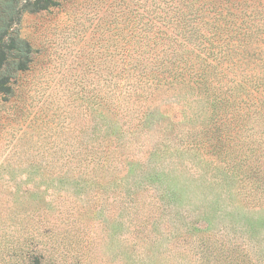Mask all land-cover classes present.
I'll list each match as a JSON object with an SVG mask.
<instances>
[{
    "label": "rangeland",
    "instance_id": "374dc122",
    "mask_svg": "<svg viewBox=\"0 0 264 264\" xmlns=\"http://www.w3.org/2000/svg\"><path fill=\"white\" fill-rule=\"evenodd\" d=\"M56 2L21 16L32 61L0 94V264H264V128L215 202L227 167L179 139L192 91L135 66L205 60L255 88L264 0Z\"/></svg>",
    "mask_w": 264,
    "mask_h": 264
},
{
    "label": "trees",
    "instance_id": "16d2710c",
    "mask_svg": "<svg viewBox=\"0 0 264 264\" xmlns=\"http://www.w3.org/2000/svg\"><path fill=\"white\" fill-rule=\"evenodd\" d=\"M56 4V0H0V94L3 97L13 94L12 82L15 76L27 70L32 61L33 48L19 32L21 16L46 10ZM137 64L142 65L139 67L142 70H139V77L146 78L153 89L161 87L192 91L195 97L193 100L198 105L190 106L193 109L191 114L187 110L181 112L187 122L180 125L187 129L179 139L184 146L191 148L189 150H194V160L197 162H206L203 165L207 166L218 161L227 167L226 170L222 168V175L214 173L207 182L212 187H221L214 201L217 202L223 194L235 197V188L231 190L235 180V160L251 150L250 147L243 149L237 145L245 143L247 137L261 135L263 131L257 132L256 129L264 128L263 79L256 81L258 83H255V88L251 89L241 79L235 82V90L229 91L223 89L222 76L219 77L216 72L207 74V70L219 69L217 65L205 60L153 62L157 68L149 66L150 63L139 62L135 66ZM184 107L181 105V108ZM188 137L195 140L194 144L185 141ZM214 170L220 169L214 167ZM217 176L219 178L216 181ZM202 242L204 239L198 242L199 245ZM42 259V254L34 253L29 261L30 264H33L32 261L38 264Z\"/></svg>",
    "mask_w": 264,
    "mask_h": 264
}]
</instances>
